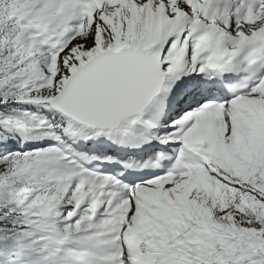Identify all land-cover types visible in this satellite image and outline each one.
Instances as JSON below:
<instances>
[{
  "label": "snow or ice",
  "instance_id": "6c2138e0",
  "mask_svg": "<svg viewBox=\"0 0 264 264\" xmlns=\"http://www.w3.org/2000/svg\"><path fill=\"white\" fill-rule=\"evenodd\" d=\"M0 264H264V0H0Z\"/></svg>",
  "mask_w": 264,
  "mask_h": 264
}]
</instances>
